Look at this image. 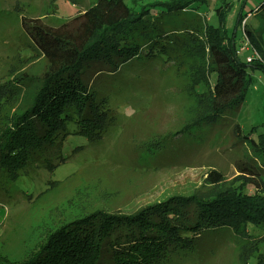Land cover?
I'll use <instances>...</instances> for the list:
<instances>
[{"label":"rangeland","instance_id":"rangeland-1","mask_svg":"<svg viewBox=\"0 0 264 264\" xmlns=\"http://www.w3.org/2000/svg\"><path fill=\"white\" fill-rule=\"evenodd\" d=\"M97 1L0 0V132L32 105L48 68L23 21L75 38L86 11ZM169 1L125 0L136 11ZM262 3L202 0L159 18L150 28L158 26V32L138 30L155 44L143 46L117 72L84 75L97 98L106 101L108 125L91 139L76 134L75 123L60 128L57 142L30 150L25 174L14 179L0 164V264L26 261L52 231L97 210L133 214L172 197L208 198L236 185L249 186L250 193L264 192V178L255 180L237 169L238 161H262L233 130L239 125L243 136L256 140L264 128ZM245 24L261 38L259 49L244 34ZM207 27L232 38L240 60L248 65L254 51L250 63L263 68L250 69L253 83L245 101L211 123L204 104L209 97L200 95L208 91L207 80L210 87L216 80L209 74L213 63ZM132 36L144 45L137 32ZM94 66L88 71L102 68ZM187 208L185 213L194 218L195 204ZM208 230L200 231L198 244L187 251L174 248L162 264H256V259L264 264V230L250 228L254 237L246 238L230 229Z\"/></svg>","mask_w":264,"mask_h":264},{"label":"trees","instance_id":"trees-1","mask_svg":"<svg viewBox=\"0 0 264 264\" xmlns=\"http://www.w3.org/2000/svg\"><path fill=\"white\" fill-rule=\"evenodd\" d=\"M201 1L157 2L136 11L125 0H98L86 11L82 32L75 38L23 21L26 33L37 47L35 51L46 59L48 68L32 105L0 132V164L11 173L10 177L25 174L31 161L30 150L35 153L57 142L60 128L65 130L75 123V133L89 139L102 133L108 125L106 101L97 98L90 80L83 76L90 72L91 77L94 72H117L138 57L143 46L155 44L149 34L158 32V26H154L159 18L184 12ZM261 8L264 10V3ZM153 24L154 29H150ZM140 29H149V34H139ZM206 29L213 63L209 74H215L216 80L211 87L207 80L208 91L200 95L209 97L202 103H208L211 123L245 101L253 83L250 69L263 68L256 62L248 65L241 61L233 39L223 30ZM134 32L145 41L144 45L133 39ZM245 33L253 47L259 49L261 38L247 24ZM92 65L102 68L88 71ZM202 72L205 73L203 69ZM233 130L236 138L248 143L262 161L260 165L256 157L238 161L237 169L252 179L264 178V128L256 140L243 136L239 125ZM45 162V166L54 168ZM248 187L236 185L208 198L176 196L133 214L97 210L52 231L26 261L15 264H162L174 248L187 251L198 244L197 235L207 228L230 229L238 237H254L250 228L264 230V192L250 193ZM190 204L197 207L194 218L185 213ZM254 263L260 264V259Z\"/></svg>","mask_w":264,"mask_h":264},{"label":"built area","instance_id":"built-area-1","mask_svg":"<svg viewBox=\"0 0 264 264\" xmlns=\"http://www.w3.org/2000/svg\"><path fill=\"white\" fill-rule=\"evenodd\" d=\"M247 50H248V48H247ZM249 51H250V50H249ZM253 57H254V51H253L252 56L248 57V62H251V61L253 60Z\"/></svg>","mask_w":264,"mask_h":264}]
</instances>
